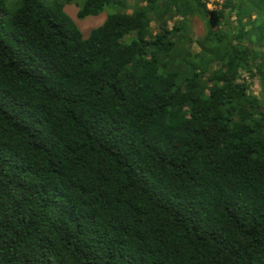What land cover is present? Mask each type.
<instances>
[{
  "label": "trees",
  "instance_id": "1",
  "mask_svg": "<svg viewBox=\"0 0 264 264\" xmlns=\"http://www.w3.org/2000/svg\"><path fill=\"white\" fill-rule=\"evenodd\" d=\"M263 44L264 0H0V264H264Z\"/></svg>",
  "mask_w": 264,
  "mask_h": 264
},
{
  "label": "rangeland",
  "instance_id": "2",
  "mask_svg": "<svg viewBox=\"0 0 264 264\" xmlns=\"http://www.w3.org/2000/svg\"><path fill=\"white\" fill-rule=\"evenodd\" d=\"M223 0H206V5L208 7V9L210 10H216L217 8H219V4L222 2ZM65 11L74 19V21L76 22V24L79 26V28L81 29V31L87 35L88 32L95 26H98L99 24L102 23V21L105 19L106 15L108 14L109 10L108 9H104L101 13H99L98 15H90L87 16L83 19H79L77 17V10H78V6L75 4H66L64 7ZM257 16L256 13H253L251 19L255 18ZM250 19V20H251ZM171 21H168V25H171ZM189 27L191 30V36L193 37V39H196L198 36L202 35L204 33V23L198 18V17H192L189 19ZM236 25V17L233 14L232 16H230L229 18V25L230 27H226L224 26L225 30H223L225 33H230L233 34L234 32H236V29H234L233 27H235ZM249 26H247L248 28ZM156 29V27L153 25L152 29ZM245 44L248 46V48L253 47V44L247 40V38L245 39ZM193 48L195 50L198 49V47L196 46V44L193 45ZM256 49L262 50L264 49V44L261 45L260 47H255ZM261 60L257 57L254 60V64L256 63H260ZM263 66H264V62H262ZM254 71V68H253ZM242 76L247 77L249 83H250V88L249 90L254 93L255 95H257L258 97H260L261 99H263L264 101V90L262 88V84L261 81L259 79L258 74H249L247 73V71H243Z\"/></svg>",
  "mask_w": 264,
  "mask_h": 264
}]
</instances>
